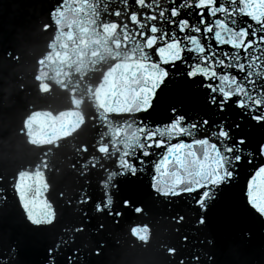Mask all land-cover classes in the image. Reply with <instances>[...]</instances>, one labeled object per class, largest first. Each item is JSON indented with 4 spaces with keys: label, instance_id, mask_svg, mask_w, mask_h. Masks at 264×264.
<instances>
[{
    "label": "snow or ice",
    "instance_id": "1",
    "mask_svg": "<svg viewBox=\"0 0 264 264\" xmlns=\"http://www.w3.org/2000/svg\"><path fill=\"white\" fill-rule=\"evenodd\" d=\"M48 20L42 28L54 35L36 61L34 87L46 94L55 84L71 96L72 108L26 111L19 128L24 147L48 157L91 120L99 128L94 152L83 143L77 151L86 155L71 167L85 177L97 166L107 172L94 207L113 218L123 215L111 191L120 177L150 167L158 196L195 194L206 211L216 192L251 166L242 192L264 217V0H57ZM5 57L19 60L10 51ZM170 86L184 98L173 97ZM86 103L95 111L86 115ZM245 126L253 132L243 133ZM48 169L41 159L13 178L20 207L38 227L55 220L51 204L38 199L49 187ZM91 200L85 194L78 202ZM173 219L179 224L185 217ZM129 234L147 243L150 228L133 225Z\"/></svg>",
    "mask_w": 264,
    "mask_h": 264
},
{
    "label": "water",
    "instance_id": "2",
    "mask_svg": "<svg viewBox=\"0 0 264 264\" xmlns=\"http://www.w3.org/2000/svg\"><path fill=\"white\" fill-rule=\"evenodd\" d=\"M56 3L0 0V264H180L182 260L185 264H264V217L251 209L242 192L251 166L231 186L219 189L206 211L192 200L195 194L158 196L151 188L150 167L138 177H120L119 189L111 191L113 208L123 215L113 218L94 207L104 191L100 181L107 172L97 166L85 170V177L71 167L86 155L77 151L83 143L94 152L91 145L99 138V128L91 120L78 135L61 141L48 157L24 147L19 128L26 111L72 108L71 96L55 84L46 94L34 87V74L40 67L36 61L49 50L54 35L42 25L49 22V9ZM9 51L19 60L8 62L5 53ZM170 90L173 97L184 98L172 86ZM81 110L86 115L95 111L87 103ZM251 132L250 127L243 128V133ZM41 159L49 163L45 172L49 187L41 190L38 199L51 204L55 220L38 227L27 220L12 184L17 170L29 169ZM85 194L92 200L79 203ZM124 199L131 205L125 207ZM135 207L143 211L138 214ZM179 216L185 219L178 224L173 218ZM200 216L205 217L203 225L198 223ZM133 225L149 226L147 243L129 234ZM77 227L83 231H75ZM169 247L176 252L170 255ZM197 255L199 262L193 259Z\"/></svg>",
    "mask_w": 264,
    "mask_h": 264
}]
</instances>
